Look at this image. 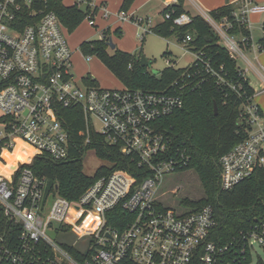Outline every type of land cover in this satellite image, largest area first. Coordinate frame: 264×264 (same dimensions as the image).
I'll return each mask as SVG.
<instances>
[{"label":"built area","instance_id":"obj_1","mask_svg":"<svg viewBox=\"0 0 264 264\" xmlns=\"http://www.w3.org/2000/svg\"><path fill=\"white\" fill-rule=\"evenodd\" d=\"M47 1L0 0V144L16 150L19 141L54 160H65L70 155V134L59 112L79 107L87 124L93 126L96 118L101 123L97 133L135 159L146 176L137 182L127 171L102 174L79 198L70 200L58 188L49 191L46 178L28 166L18 168V175L0 174L4 215L13 222L12 230L19 227L17 235L0 232V264H246L256 245L264 249V223L257 222L231 242L219 245L211 239L217 226L211 205L177 210L164 206L157 195L163 176L179 172L187 163L184 152L173 149L169 135L160 129L161 119L182 108L184 92L207 77L195 80L198 70L163 91L99 84L83 88L73 73L68 35ZM72 2L88 10L85 19L91 26L96 25L99 13L105 18L111 14L108 5L98 0ZM23 7L31 21L19 26ZM262 12L264 5L244 0L232 14L249 28L250 15ZM118 14L120 20L133 21L142 29L138 33L141 40L152 32L154 25L148 18L133 19L126 11ZM162 15L176 26L193 21L187 12ZM201 16L229 52L254 68L264 84V66L255 67L243 50L252 47L251 35L231 33L227 17ZM144 23L148 29L142 27ZM190 41L188 34L180 42L195 53L204 72L244 99L241 116L248 122L247 137L220 158V186L228 191L264 167V113L243 83L226 78L224 66L216 70L203 51L189 47ZM257 50H262L259 45ZM240 74L249 82L245 69ZM118 207L124 216L113 215ZM111 218L117 226L109 224ZM71 235L76 240L70 244L66 239Z\"/></svg>","mask_w":264,"mask_h":264},{"label":"trees","instance_id":"obj_2","mask_svg":"<svg viewBox=\"0 0 264 264\" xmlns=\"http://www.w3.org/2000/svg\"><path fill=\"white\" fill-rule=\"evenodd\" d=\"M133 2L134 0H124L121 11L127 12ZM47 3L49 9L58 15L64 28L69 32L75 30L88 15L85 8L65 5L63 0H48ZM22 9L23 12L19 15L22 23L18 24L19 26L31 21V14L24 7ZM235 9V6H225L211 15L217 20L227 17L232 23L231 33L250 36V29L233 16ZM168 11L174 15L182 12L191 14L185 10L184 0L166 6L162 14ZM191 15L193 21L190 24L176 26L172 21L164 20L154 25L152 32L163 37L176 35L178 41H182L190 34L191 49L203 51L216 70L223 65L227 73L226 78L235 83H243L247 95L254 96L255 90L240 74L238 60L220 42L219 35L201 15ZM135 17L132 16L133 19ZM107 31H103L100 39L84 41L81 49L99 56L127 87L163 91L170 90L174 83L182 78H188L190 74L193 76L198 70L201 75L196 74L195 80L202 81V77H207L196 88L189 87L184 92L183 107L162 118L160 129L169 135L173 149H181L187 157V163L180 171L193 169L205 189V198L197 202L184 198L182 203L195 208L193 210L205 205L213 207L217 226L211 234V239L219 245H224L251 225L257 222L264 223V167L256 168L251 176L231 190H223L220 186L221 156L247 137L248 122L241 116L244 99L228 86L218 84L215 77L205 73L198 60L183 68L169 66L155 75L147 66L141 64V56L120 49H114L109 53L110 38ZM115 32L120 34V28ZM258 45L263 49L264 39ZM89 84L97 83L92 80ZM215 103L218 105L217 113ZM59 115L70 134L69 157L65 160H54L32 147H28V152L25 153L0 144V174L11 177L15 172L16 175L19 174L18 168L28 166L37 176L46 178L49 191L58 188V193L70 200L79 198L95 178L102 174L127 171L132 173L137 182L146 176L143 169L138 168L135 159L123 154L119 146L110 145L91 123L87 124L81 108L65 109L60 111ZM87 149H95L98 155L109 163L101 167L94 176L86 175L83 170L82 158ZM113 215L124 216L119 207L113 210ZM109 224L117 226L118 222L111 218ZM13 226V222L4 215L0 203V232L8 231L17 235L19 227L12 230Z\"/></svg>","mask_w":264,"mask_h":264},{"label":"rangeland","instance_id":"obj_3","mask_svg":"<svg viewBox=\"0 0 264 264\" xmlns=\"http://www.w3.org/2000/svg\"><path fill=\"white\" fill-rule=\"evenodd\" d=\"M70 1L71 0H65V3ZM113 1L114 0H110V3L112 4L111 8L114 6ZM157 9L158 8L156 7L154 10H146V12L142 11L146 15L141 16L145 19L148 17L151 24L155 25L156 21L162 18L161 14L157 13ZM114 12L117 11L115 10ZM251 15L249 26L251 30L252 49H258L257 42L258 39L263 36L264 28L263 24L252 21ZM262 19L264 20V16ZM85 20L72 32L67 30L69 43L73 51V73L78 79L79 85L84 88L90 81L95 80L97 84L104 88L127 87L99 56L91 55L81 49V44L84 41L97 40L102 37L98 26H91L89 21ZM142 27L146 29L149 28L147 23H144ZM123 29L124 36L121 38L117 37L114 33H111L109 37L112 38L114 43L119 44V49L133 53L138 57L144 55L151 60L152 64L147 66V69L150 72H163L171 65L178 68L186 67L195 60V53L187 51L184 44L178 41L176 35L163 37L154 32H148L145 34V40L141 42V38L136 34V25L126 23L123 24ZM138 30V33L142 32L140 27ZM108 52H113V49L109 45ZM246 54L250 60L255 62L254 53L249 54V52H247ZM90 55L92 56V59L88 60L87 57ZM168 60H171L172 62L169 64ZM238 63L242 68H245V63L241 58H239ZM259 88L260 87H258L257 90H259ZM257 101L262 102L261 104L264 106V96H261ZM2 117L3 114L0 111V131L2 130ZM93 127L96 131H99L101 128V123L96 118H93ZM28 147L29 146L24 145L19 141L17 143V149H21L22 152H28ZM82 163L84 173L88 176H94L101 167L109 165L106 160H103L98 155L95 149H87L85 151ZM205 194V189L203 188L197 173L193 169L163 176L161 184H159L157 188V195L160 198V202L166 207H172L177 210L195 209L184 205L182 200L188 198L193 202H197L202 198H205ZM50 235L56 240L61 241L55 233L50 232ZM66 240L71 244L76 240V236L71 235ZM246 264H264V249L259 245H256Z\"/></svg>","mask_w":264,"mask_h":264},{"label":"crops","instance_id":"obj_4","mask_svg":"<svg viewBox=\"0 0 264 264\" xmlns=\"http://www.w3.org/2000/svg\"><path fill=\"white\" fill-rule=\"evenodd\" d=\"M98 1L104 2L106 5H108V8L111 12V14L109 15L108 18H105L102 15V13H99L95 18L96 25H94V26H98L99 31L101 32V36H103L104 30H108L107 31L108 35H111V33H114L115 35H117V37L121 38L122 36H124L123 24H126V23L131 24L132 23V25L133 24L136 25L133 21H130V20L129 21L128 20L123 21V20H120V18H119L118 12H120L122 10L124 0H114L113 1V3H114L113 8H111L112 4L110 3V0H98ZM177 1L178 0H171V3L175 4V3H177ZM250 1H252L253 3L260 4V5H264V0H250ZM63 2L65 5H68V6L73 5L72 0L68 3H65V0ZM242 2H244V0H184V8L186 11H189L193 15H200V14L202 15L203 13L211 14L212 12H214L220 8H223L225 6H230V5L238 8ZM155 6L158 8L157 13H160L162 16V18H160L156 21L155 25H157V24L162 23L164 21L162 11L166 7L165 0H134V2L132 3V5L130 6V8L127 12L129 13L130 16L142 17V16L146 15L143 12H146V10L147 11L154 10L156 8ZM79 7H81V6H79ZM81 8H83V7H81ZM115 10L117 12H114ZM251 16H252V21H254V22L256 21L260 24L264 23V20L262 19V17L264 16V12L255 13V14H252ZM136 27H137L136 34H138L139 28L137 25H136ZM118 28H120V30H121L120 34L115 32ZM65 31H66V34L68 35L67 29H65ZM110 39H112V38H110ZM262 39H264V34L261 38L258 39L257 48H258V43H260V41ZM144 40H145V38L143 40H141V42H143ZM114 44H115V48H112V49L113 50L119 49V47H118L119 44L118 43H114ZM120 50H122V49H120ZM243 50L245 53H247V52H249V54L254 53L255 62L250 60L248 55L247 54L246 55L248 57L247 59L255 67L259 68L260 66H264V48L262 50H257L255 48L252 49V47H243ZM126 52H128V51H126ZM235 58L237 60H239V57H235ZM244 63L243 64H244L245 68H243V69L246 70V74H247V77L249 80V84L255 90L254 102L261 107L262 112L264 113V106H263V104H261L262 102L257 101L261 96H264V91L262 89V88H264L263 87L264 84H263L262 79L259 76L258 72L254 68L249 67L248 64H246V62H244ZM176 68H178V67H176ZM179 68H183V67H179ZM258 87H260L259 90H257Z\"/></svg>","mask_w":264,"mask_h":264},{"label":"water","instance_id":"obj_5","mask_svg":"<svg viewBox=\"0 0 264 264\" xmlns=\"http://www.w3.org/2000/svg\"><path fill=\"white\" fill-rule=\"evenodd\" d=\"M209 40H210V39H209ZM108 45L111 46V48H115V44H114V42L112 41V39H110V40L108 41ZM140 61H141V64H142L143 66H149V65L152 64V61L149 60V59H148L146 56H144V55L140 57ZM153 74L158 75L159 72L154 71ZM214 108H215V112L217 113V111H218V105H217V103L214 104Z\"/></svg>","mask_w":264,"mask_h":264},{"label":"bare ground","instance_id":"obj_6","mask_svg":"<svg viewBox=\"0 0 264 264\" xmlns=\"http://www.w3.org/2000/svg\"><path fill=\"white\" fill-rule=\"evenodd\" d=\"M16 150H18V149H16Z\"/></svg>","mask_w":264,"mask_h":264}]
</instances>
